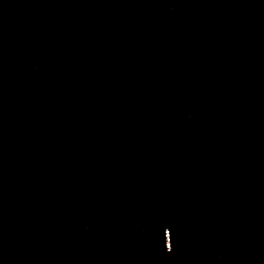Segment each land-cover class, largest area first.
<instances>
[{
	"label": "water",
	"instance_id": "water-1",
	"mask_svg": "<svg viewBox=\"0 0 264 264\" xmlns=\"http://www.w3.org/2000/svg\"><path fill=\"white\" fill-rule=\"evenodd\" d=\"M0 264H264V0H0Z\"/></svg>",
	"mask_w": 264,
	"mask_h": 264
}]
</instances>
